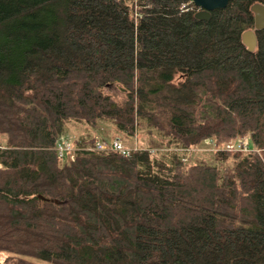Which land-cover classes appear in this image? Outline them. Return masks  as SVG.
Masks as SVG:
<instances>
[{"label":"trees","instance_id":"obj_1","mask_svg":"<svg viewBox=\"0 0 264 264\" xmlns=\"http://www.w3.org/2000/svg\"><path fill=\"white\" fill-rule=\"evenodd\" d=\"M255 2L197 20L189 0H0V264H264V28L240 40ZM100 122L148 138L57 156L66 127Z\"/></svg>","mask_w":264,"mask_h":264},{"label":"rangeland","instance_id":"obj_2","mask_svg":"<svg viewBox=\"0 0 264 264\" xmlns=\"http://www.w3.org/2000/svg\"><path fill=\"white\" fill-rule=\"evenodd\" d=\"M103 92L105 94H108L114 101H116L117 103H120L123 99V93L118 89L116 84H111V85H107L103 88ZM98 131L100 132L99 134L101 135V137H104V141H109L112 138H116L117 136L114 134V132L112 131L111 125L108 122H100L99 126H98ZM80 129L73 127V126H69L66 127L65 129V136L67 140H71L73 138L82 136L83 140H86L88 138L91 137L92 133L95 134L94 137H98L99 134L92 132V131H86V132H81ZM157 136L153 134V136L151 137L152 140L157 139ZM122 138L124 143L126 145H128L129 147L131 145H133L134 140L136 143V146H139L140 142V146H144L142 145L145 140H147L146 138H148V136H141L138 133H135L132 138H124V137H120ZM131 139V140H130ZM2 142H3V136L0 135V146H2ZM250 148V145H249ZM210 151H212V148L210 147V145L208 146L206 143H202L199 146H196L194 148H190L189 149V157H188V161L191 162V158H193L194 156H199L200 155H207ZM0 260H2V257H0ZM39 264H47L45 262H40V261H35Z\"/></svg>","mask_w":264,"mask_h":264},{"label":"water","instance_id":"obj_3","mask_svg":"<svg viewBox=\"0 0 264 264\" xmlns=\"http://www.w3.org/2000/svg\"><path fill=\"white\" fill-rule=\"evenodd\" d=\"M197 10L194 12L193 17L197 20H208L210 11L215 9H222L226 6L228 0H189ZM252 13L253 28L241 32L240 40L245 46L246 50L251 52L255 46L254 33L264 28V5L258 2L252 3L249 6ZM38 199L48 201L41 195H37ZM55 204L59 201L56 199L50 200Z\"/></svg>","mask_w":264,"mask_h":264},{"label":"built area","instance_id":"obj_4","mask_svg":"<svg viewBox=\"0 0 264 264\" xmlns=\"http://www.w3.org/2000/svg\"><path fill=\"white\" fill-rule=\"evenodd\" d=\"M73 140V141H72ZM74 140H77V142H80V138L76 137L71 140H63L59 143H57L55 150L57 152V156L60 158H63L66 153L73 151L76 146L74 145ZM94 144L92 145V149L94 150H112L115 152H118L121 155L128 154L130 149H136V143L134 141L133 146L129 147L125 145L120 139L115 138L111 139L109 141H104L101 139H98V137H94ZM204 143L207 145H212V142L209 140H205ZM222 148L225 150H241L246 151L249 149V144L245 138L243 139H236V140H230L222 145Z\"/></svg>","mask_w":264,"mask_h":264}]
</instances>
